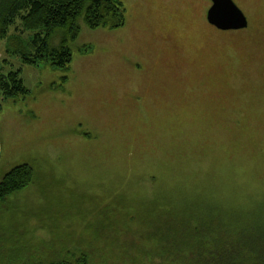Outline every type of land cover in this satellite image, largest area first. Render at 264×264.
I'll use <instances>...</instances> for the list:
<instances>
[{
  "label": "rangeland",
  "instance_id": "1",
  "mask_svg": "<svg viewBox=\"0 0 264 264\" xmlns=\"http://www.w3.org/2000/svg\"><path fill=\"white\" fill-rule=\"evenodd\" d=\"M118 1L125 25L81 22L67 70L24 66L0 41V66L21 68L31 92L0 99V178L34 171L0 203V264L65 249L91 264H173L227 237L236 264L262 259L264 0H232L244 32L208 25L209 0Z\"/></svg>",
  "mask_w": 264,
  "mask_h": 264
},
{
  "label": "trees",
  "instance_id": "2",
  "mask_svg": "<svg viewBox=\"0 0 264 264\" xmlns=\"http://www.w3.org/2000/svg\"><path fill=\"white\" fill-rule=\"evenodd\" d=\"M81 22L90 30H116L125 25V10L118 0H0V41H6V53L18 58L24 66L37 67L48 62L55 70L69 69L72 62L69 43L79 34ZM12 26L15 31L10 35ZM29 33L33 36L29 37ZM163 33L162 39L168 42V34L165 30ZM257 35L263 36L264 30H257ZM56 38L59 39L57 46L53 44ZM21 73V68L5 72L0 66V99L3 102L30 95ZM33 178L34 171L27 164L5 173L0 178V203H6L8 198L30 186ZM227 238L216 245L191 244L186 256L178 254L177 249L175 254L181 261L173 264H236L233 256H236V245ZM62 254L61 259L46 263L37 259L19 264H91L85 252L75 254L65 249ZM240 263L264 264V257L243 258Z\"/></svg>",
  "mask_w": 264,
  "mask_h": 264
},
{
  "label": "water",
  "instance_id": "3",
  "mask_svg": "<svg viewBox=\"0 0 264 264\" xmlns=\"http://www.w3.org/2000/svg\"><path fill=\"white\" fill-rule=\"evenodd\" d=\"M207 23L221 32L243 31L249 26L245 14L232 0H210Z\"/></svg>",
  "mask_w": 264,
  "mask_h": 264
},
{
  "label": "flooded vegetation",
  "instance_id": "4",
  "mask_svg": "<svg viewBox=\"0 0 264 264\" xmlns=\"http://www.w3.org/2000/svg\"><path fill=\"white\" fill-rule=\"evenodd\" d=\"M209 3H210V6H211V2H210V0H209ZM209 6V7H210ZM209 9V8H208ZM207 8H206V13H207V10H208ZM206 13H205V19H206ZM207 22V21H206ZM209 25V24H208ZM165 42H167V40H164Z\"/></svg>",
  "mask_w": 264,
  "mask_h": 264
}]
</instances>
